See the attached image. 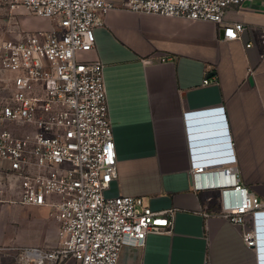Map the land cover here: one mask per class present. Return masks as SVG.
Instances as JSON below:
<instances>
[{
	"label": "crops",
	"instance_id": "crops-1",
	"mask_svg": "<svg viewBox=\"0 0 264 264\" xmlns=\"http://www.w3.org/2000/svg\"><path fill=\"white\" fill-rule=\"evenodd\" d=\"M226 17L246 26L243 41L224 40L209 22L112 10L95 29V48L77 55L104 65L118 162L108 195L143 197L154 210H175L172 233L124 246L119 264H264V212L249 218L257 245L248 248L243 228L215 214L221 192L202 187L214 180L217 165L235 160L242 184L264 203V0ZM24 22L32 31L54 26L35 16ZM198 165H211L208 175L195 177ZM41 210V221L54 231L26 219L25 230L40 228L43 236L14 241L41 242L50 251L59 224Z\"/></svg>",
	"mask_w": 264,
	"mask_h": 264
},
{
	"label": "built area",
	"instance_id": "built-area-1",
	"mask_svg": "<svg viewBox=\"0 0 264 264\" xmlns=\"http://www.w3.org/2000/svg\"><path fill=\"white\" fill-rule=\"evenodd\" d=\"M253 2L0 0V17L23 8L54 23L50 30L0 41V73L14 74L7 95L0 94V204L47 208L59 224L57 246L27 251L28 261L119 264L124 246L142 247L149 235L173 231L175 210H154L143 197L108 195L118 162L104 65L77 57L95 48L104 16L118 9L204 21L219 26L224 40L243 41L246 26L226 16ZM259 32L264 43V27ZM209 166H195L192 174L208 175ZM217 167L212 178L220 182L202 187L221 192L222 208L215 214L241 226L245 245L253 248L257 235L249 218L264 212V203L242 184L235 160ZM232 194L240 200L233 202ZM38 252L41 260L28 256Z\"/></svg>",
	"mask_w": 264,
	"mask_h": 264
},
{
	"label": "rangeland",
	"instance_id": "rangeland-1",
	"mask_svg": "<svg viewBox=\"0 0 264 264\" xmlns=\"http://www.w3.org/2000/svg\"><path fill=\"white\" fill-rule=\"evenodd\" d=\"M32 17L23 8H18L14 12H5L0 17V41L10 40L32 31L28 29L24 22L25 19ZM13 78L14 74L12 73H0V94L7 95V92H9L7 86L10 85ZM44 216L45 214L38 207L0 204V264H35V260L28 261L26 252L33 249L48 251L43 245L41 246V242L39 246H35L14 241L15 238L20 237L27 240L30 234L38 237L43 236L44 231L41 232L40 228L26 231V219H38L40 225L46 223L47 232L51 234L54 231V226L49 221L42 222Z\"/></svg>",
	"mask_w": 264,
	"mask_h": 264
},
{
	"label": "bare ground",
	"instance_id": "bare-ground-1",
	"mask_svg": "<svg viewBox=\"0 0 264 264\" xmlns=\"http://www.w3.org/2000/svg\"><path fill=\"white\" fill-rule=\"evenodd\" d=\"M28 256L30 258H35V259H38V260H41L43 258V255H42L41 252L40 253L39 252L38 253H29Z\"/></svg>",
	"mask_w": 264,
	"mask_h": 264
},
{
	"label": "water",
	"instance_id": "water-1",
	"mask_svg": "<svg viewBox=\"0 0 264 264\" xmlns=\"http://www.w3.org/2000/svg\"><path fill=\"white\" fill-rule=\"evenodd\" d=\"M252 81V80H251Z\"/></svg>",
	"mask_w": 264,
	"mask_h": 264
}]
</instances>
